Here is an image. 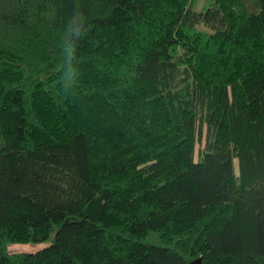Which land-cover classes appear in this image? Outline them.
Returning a JSON list of instances; mask_svg holds the SVG:
<instances>
[{"label":"trees","instance_id":"1","mask_svg":"<svg viewBox=\"0 0 264 264\" xmlns=\"http://www.w3.org/2000/svg\"><path fill=\"white\" fill-rule=\"evenodd\" d=\"M197 258L264 264V0H0V264Z\"/></svg>","mask_w":264,"mask_h":264},{"label":"rangeland","instance_id":"2","mask_svg":"<svg viewBox=\"0 0 264 264\" xmlns=\"http://www.w3.org/2000/svg\"><path fill=\"white\" fill-rule=\"evenodd\" d=\"M210 0H193V9L196 11H202L204 8H206L209 4ZM200 146L202 143L199 144ZM199 145L196 146V152L198 150ZM197 158V157H196ZM235 165H237V161L235 159L234 161ZM49 242L46 243H37V244H20L15 243L9 245L8 249L10 252H33L38 249H41L45 246H47Z\"/></svg>","mask_w":264,"mask_h":264},{"label":"water","instance_id":"3","mask_svg":"<svg viewBox=\"0 0 264 264\" xmlns=\"http://www.w3.org/2000/svg\"><path fill=\"white\" fill-rule=\"evenodd\" d=\"M188 264H201V259L197 258L195 260H192L191 262H189Z\"/></svg>","mask_w":264,"mask_h":264}]
</instances>
